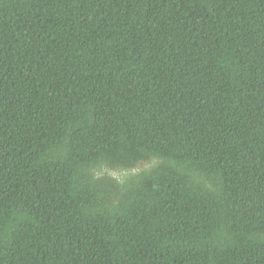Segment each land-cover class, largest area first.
<instances>
[{
  "label": "trees",
  "instance_id": "obj_1",
  "mask_svg": "<svg viewBox=\"0 0 264 264\" xmlns=\"http://www.w3.org/2000/svg\"><path fill=\"white\" fill-rule=\"evenodd\" d=\"M0 264H264V0H0Z\"/></svg>",
  "mask_w": 264,
  "mask_h": 264
},
{
  "label": "rangeland",
  "instance_id": "obj_2",
  "mask_svg": "<svg viewBox=\"0 0 264 264\" xmlns=\"http://www.w3.org/2000/svg\"><path fill=\"white\" fill-rule=\"evenodd\" d=\"M150 166H151V164H149V163H142V164L138 165L135 170H133V169L125 170V169H118L117 168L115 170H105V173H107L108 175H110L113 178H116L117 180H121L129 174H134V173H136L142 169H147Z\"/></svg>",
  "mask_w": 264,
  "mask_h": 264
}]
</instances>
